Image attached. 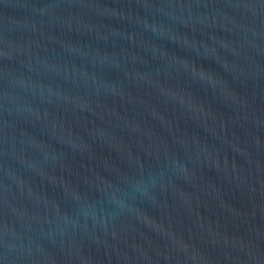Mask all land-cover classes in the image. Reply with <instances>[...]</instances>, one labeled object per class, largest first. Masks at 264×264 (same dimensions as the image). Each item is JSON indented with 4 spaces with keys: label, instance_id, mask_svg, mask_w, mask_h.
<instances>
[{
    "label": "water",
    "instance_id": "obj_1",
    "mask_svg": "<svg viewBox=\"0 0 264 264\" xmlns=\"http://www.w3.org/2000/svg\"><path fill=\"white\" fill-rule=\"evenodd\" d=\"M0 264H264V0H0Z\"/></svg>",
    "mask_w": 264,
    "mask_h": 264
}]
</instances>
